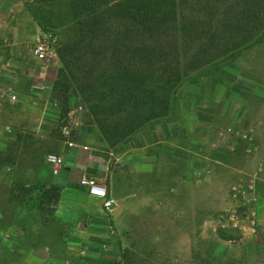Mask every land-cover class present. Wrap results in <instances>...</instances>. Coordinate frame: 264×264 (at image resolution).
<instances>
[{
  "label": "rangeland",
  "instance_id": "374dc122",
  "mask_svg": "<svg viewBox=\"0 0 264 264\" xmlns=\"http://www.w3.org/2000/svg\"><path fill=\"white\" fill-rule=\"evenodd\" d=\"M120 1L97 3L96 13L75 19L71 0H0V81L16 84L0 97V125L14 130L0 128V264H49L50 256L76 264L75 253L65 255L72 240L52 226L48 155L62 141L79 139L118 156L158 148L166 160L172 146L177 155L183 144L197 145L214 111L229 113L263 81L264 0H175L173 28L151 38L140 16L118 15ZM40 39L54 45L47 62L32 54ZM25 75L41 83L38 91L19 90ZM75 123L91 138L76 129L67 137L62 126ZM188 164L174 162L176 178ZM221 212L209 218L215 233ZM221 236L208 237L192 264H238L244 247ZM123 260L140 264L130 252Z\"/></svg>",
  "mask_w": 264,
  "mask_h": 264
},
{
  "label": "crops",
  "instance_id": "0c3cea01",
  "mask_svg": "<svg viewBox=\"0 0 264 264\" xmlns=\"http://www.w3.org/2000/svg\"><path fill=\"white\" fill-rule=\"evenodd\" d=\"M49 70L44 73L51 79ZM40 84L25 75L18 88L34 93ZM15 85L0 81V97ZM256 87L262 96L254 94ZM247 90L244 101L229 113L214 111L216 121L210 130L204 125L199 131L197 145L183 144L177 155L172 146L166 160L158 148L147 146L129 148L124 157L71 137L58 144L51 154L63 162L50 163L54 171L50 184L56 189L52 226L72 240L65 255L75 253L76 264H114L118 258L125 264L129 252L140 264H192V253L207 250L208 237L222 235L244 247L235 263L264 264V78ZM69 126H62L67 137L73 129L92 136L76 123ZM2 127L5 133L14 131L8 123ZM73 146L76 152L71 155ZM186 158V171L176 178L172 166ZM83 175L107 185L115 198L113 207L105 208L81 185ZM251 183L253 190L248 189ZM234 209L254 216L257 234H252L251 223L227 231L218 228L219 235L215 233L210 216ZM38 251L47 254L45 247ZM52 258L49 264L56 263Z\"/></svg>",
  "mask_w": 264,
  "mask_h": 264
},
{
  "label": "trees",
  "instance_id": "16d2710c",
  "mask_svg": "<svg viewBox=\"0 0 264 264\" xmlns=\"http://www.w3.org/2000/svg\"><path fill=\"white\" fill-rule=\"evenodd\" d=\"M107 0H71L73 18L80 19L89 16L93 6L106 3ZM118 15L128 18L139 17L143 34L151 38L157 35H168L176 20L175 0H121L115 4ZM47 71V68L45 69ZM44 70V71H45Z\"/></svg>",
  "mask_w": 264,
  "mask_h": 264
},
{
  "label": "built area",
  "instance_id": "2783aa9c",
  "mask_svg": "<svg viewBox=\"0 0 264 264\" xmlns=\"http://www.w3.org/2000/svg\"><path fill=\"white\" fill-rule=\"evenodd\" d=\"M32 53L33 56L40 62H47L53 57L55 53L54 45L46 39H40L33 46ZM48 159L53 164H61L63 162V160L55 154H49ZM80 183L88 190L90 194L101 199L105 208L110 209L115 204V198L109 192L107 185L99 181L96 177L91 175H83ZM248 189L253 190L254 184H248ZM216 221L218 228L222 231L239 229L245 224L251 223L252 234L255 235L258 232V227L255 224L254 216L250 214H243L238 209L227 210L219 213Z\"/></svg>",
  "mask_w": 264,
  "mask_h": 264
},
{
  "label": "water",
  "instance_id": "95a60500",
  "mask_svg": "<svg viewBox=\"0 0 264 264\" xmlns=\"http://www.w3.org/2000/svg\"><path fill=\"white\" fill-rule=\"evenodd\" d=\"M75 152H76V147L73 146V147H72V151H71V155L74 154Z\"/></svg>",
  "mask_w": 264,
  "mask_h": 264
}]
</instances>
